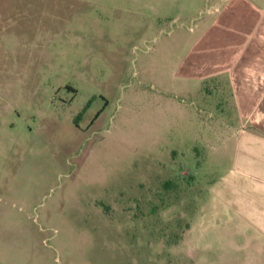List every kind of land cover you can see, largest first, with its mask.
Here are the masks:
<instances>
[{"label":"rangeland","instance_id":"1","mask_svg":"<svg viewBox=\"0 0 264 264\" xmlns=\"http://www.w3.org/2000/svg\"><path fill=\"white\" fill-rule=\"evenodd\" d=\"M207 2L0 0V264H264V144L175 70Z\"/></svg>","mask_w":264,"mask_h":264},{"label":"crops","instance_id":"2","mask_svg":"<svg viewBox=\"0 0 264 264\" xmlns=\"http://www.w3.org/2000/svg\"><path fill=\"white\" fill-rule=\"evenodd\" d=\"M195 28L177 74L227 87L256 145L264 144V0H208Z\"/></svg>","mask_w":264,"mask_h":264},{"label":"trees","instance_id":"3","mask_svg":"<svg viewBox=\"0 0 264 264\" xmlns=\"http://www.w3.org/2000/svg\"><path fill=\"white\" fill-rule=\"evenodd\" d=\"M100 114H101V112L97 114L96 119L100 116ZM82 115H83V113H80L75 119V124H76L77 127L79 126L78 120L81 119Z\"/></svg>","mask_w":264,"mask_h":264}]
</instances>
